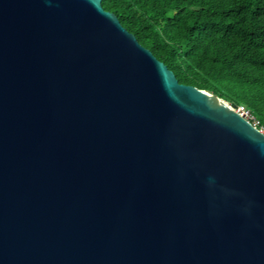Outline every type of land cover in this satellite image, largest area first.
<instances>
[{"label": "water", "instance_id": "obj_1", "mask_svg": "<svg viewBox=\"0 0 264 264\" xmlns=\"http://www.w3.org/2000/svg\"><path fill=\"white\" fill-rule=\"evenodd\" d=\"M0 264H264V132L101 0H0Z\"/></svg>", "mask_w": 264, "mask_h": 264}, {"label": "trees", "instance_id": "obj_2", "mask_svg": "<svg viewBox=\"0 0 264 264\" xmlns=\"http://www.w3.org/2000/svg\"><path fill=\"white\" fill-rule=\"evenodd\" d=\"M179 82L244 104L264 128V0H101Z\"/></svg>", "mask_w": 264, "mask_h": 264}, {"label": "built area", "instance_id": "obj_3", "mask_svg": "<svg viewBox=\"0 0 264 264\" xmlns=\"http://www.w3.org/2000/svg\"><path fill=\"white\" fill-rule=\"evenodd\" d=\"M225 102L228 105H230L241 116H243L247 120H249L255 127L259 128L262 132H264V128L263 127H258V120H256V118L253 116V114L250 112V110L244 104H235V105H232L228 101H225Z\"/></svg>", "mask_w": 264, "mask_h": 264}, {"label": "rangeland", "instance_id": "obj_4", "mask_svg": "<svg viewBox=\"0 0 264 264\" xmlns=\"http://www.w3.org/2000/svg\"><path fill=\"white\" fill-rule=\"evenodd\" d=\"M230 103V102H229Z\"/></svg>", "mask_w": 264, "mask_h": 264}]
</instances>
